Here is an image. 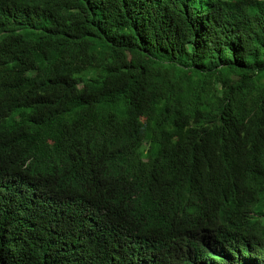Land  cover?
<instances>
[{"label":"trees","instance_id":"16d2710c","mask_svg":"<svg viewBox=\"0 0 264 264\" xmlns=\"http://www.w3.org/2000/svg\"><path fill=\"white\" fill-rule=\"evenodd\" d=\"M0 264H264V0H0Z\"/></svg>","mask_w":264,"mask_h":264}]
</instances>
